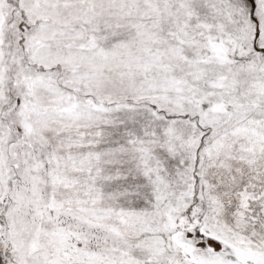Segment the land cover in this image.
Returning a JSON list of instances; mask_svg holds the SVG:
<instances>
[{"label": "snow or ice", "instance_id": "obj_1", "mask_svg": "<svg viewBox=\"0 0 264 264\" xmlns=\"http://www.w3.org/2000/svg\"><path fill=\"white\" fill-rule=\"evenodd\" d=\"M0 264H264V0H0Z\"/></svg>", "mask_w": 264, "mask_h": 264}]
</instances>
